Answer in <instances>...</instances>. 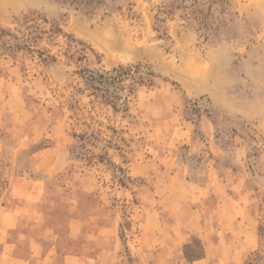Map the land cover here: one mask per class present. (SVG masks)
<instances>
[{
	"label": "rangeland",
	"instance_id": "1",
	"mask_svg": "<svg viewBox=\"0 0 264 264\" xmlns=\"http://www.w3.org/2000/svg\"><path fill=\"white\" fill-rule=\"evenodd\" d=\"M0 264H264V0H0Z\"/></svg>",
	"mask_w": 264,
	"mask_h": 264
}]
</instances>
